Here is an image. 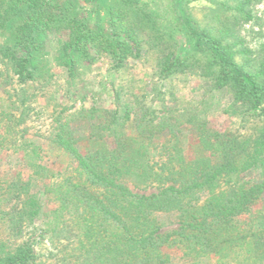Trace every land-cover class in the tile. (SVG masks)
Masks as SVG:
<instances>
[{
    "label": "trees",
    "instance_id": "1",
    "mask_svg": "<svg viewBox=\"0 0 264 264\" xmlns=\"http://www.w3.org/2000/svg\"><path fill=\"white\" fill-rule=\"evenodd\" d=\"M96 1L0 0V28H13L18 43L2 48L3 57L20 82L36 79L51 34L64 30L55 60L71 73L92 47L120 67L145 45L157 53L163 78L201 76L210 90H229L232 109L240 104L264 116V54L242 33L255 19L257 0L214 1L203 22L183 0L175 1V13L154 0H110L108 16L92 22L84 4ZM164 105L167 114L160 115L135 96L123 111L95 105L75 111L71 118L88 123L99 145L83 153L64 124L54 141L75 166L56 172L30 160L28 178L6 182L0 264H41L24 239L39 220L57 242L51 264H264V213L254 209L264 197V122L254 136H243L213 129L198 105L174 117ZM184 123L201 149L192 159H185ZM250 171L257 178L244 180ZM48 200L56 206L47 210ZM165 245L181 255L166 254Z\"/></svg>",
    "mask_w": 264,
    "mask_h": 264
},
{
    "label": "rangeland",
    "instance_id": "2",
    "mask_svg": "<svg viewBox=\"0 0 264 264\" xmlns=\"http://www.w3.org/2000/svg\"><path fill=\"white\" fill-rule=\"evenodd\" d=\"M154 1L169 13L177 12L176 0ZM214 1L224 0H183V5L197 21L203 22ZM109 9L110 0H99L85 3L83 14L93 22L98 14L108 16ZM254 13L255 19L244 25L242 33L252 48L264 54V0L256 1ZM50 37L36 79L22 83L2 52L4 47L17 46V34L11 27L0 28V192H4L6 182L16 175L28 178L32 174L30 160L56 172L75 166L54 141L55 134L64 124H69L75 131L83 153L97 147L99 143L89 137V124L74 122L71 118L75 111L93 105L123 111L124 104L138 96L146 104L161 109L160 115L167 114L166 104L173 117L198 105L202 110L207 109L205 115L213 129L243 136H254L257 127L264 122V116L253 115L240 104H237V111L232 109L229 90H210L209 81L201 76L185 73L163 78L157 53L145 45L139 58L129 57L120 67H115L110 55L92 47L89 56L85 55L75 73H71L55 60L59 40L66 39L68 32H55ZM186 47L191 48L190 45ZM180 128L183 132L181 141L185 142V159L197 157L201 149L195 131L187 123ZM166 138L155 142L162 144ZM257 176V171H250L244 180ZM55 206L53 200L46 202L47 210ZM254 209L264 213V197ZM174 219L163 217L168 225L173 224ZM171 227L174 225L164 229ZM42 228L39 220L24 239L33 242L41 264H51L56 259L57 242L49 241ZM163 249L166 254L181 255L177 246L165 245Z\"/></svg>",
    "mask_w": 264,
    "mask_h": 264
}]
</instances>
